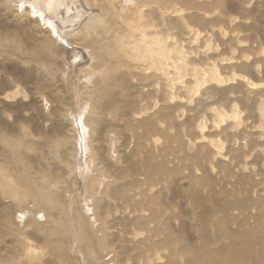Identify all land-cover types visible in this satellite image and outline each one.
<instances>
[{
	"label": "rangeland",
	"instance_id": "rangeland-1",
	"mask_svg": "<svg viewBox=\"0 0 264 264\" xmlns=\"http://www.w3.org/2000/svg\"><path fill=\"white\" fill-rule=\"evenodd\" d=\"M248 1L243 14H231V18L235 20L232 23L216 20L217 12L212 23L208 17L204 23H189L194 36L191 44L184 43V49L187 52V68H196L197 74L195 78L190 77L185 73L187 68H184L178 80L170 69L172 84H176V90L172 91L185 101L167 104L166 112H173L170 117L166 116V119L159 121L158 97L149 100L151 110L148 116L133 118L131 122H124L117 112L102 113L100 139L97 136L93 142H88H92L91 146L97 153L98 174L110 182V187L101 189L100 195L111 205L113 227L107 230L103 226L97 230L101 235L108 232L105 237L109 242L107 246L99 243L96 249L90 248L92 251L86 253L82 244L76 240L77 236L84 234L83 221L73 220V211L70 209L71 205L75 208L82 207L84 199L88 198L90 182L87 181L84 187L77 170L73 169L76 156L74 147L76 149L78 139L77 131L70 121L72 114L77 113L78 105L81 107V104L87 103L85 90L79 96H75V90L79 85L86 84V72L91 70L89 65H92V62H88L86 53L88 50L83 45H77L70 54L59 53L58 59L45 52L39 54L38 58L41 57V60L37 63L24 59L26 55H23V50H39L42 46L44 35L40 34L37 28L43 29L44 23L39 25L38 22H22L25 19L21 16L23 10L19 9L18 5L11 9L0 0V130L7 139L20 145L18 149L22 157L20 161L13 160L11 149L0 142V161L9 160L13 178L21 184V191L27 192L29 197L32 193L34 198V191H40L43 187L47 188L46 191L56 194L54 198L59 202L55 206L54 214L57 219L53 224V230L56 229L59 234L57 244L52 247L41 234L29 236L35 249L33 255L41 259L33 261V264H65V260L70 264H87L86 258H91L94 264H99L96 260L97 251L103 256L108 255L105 260L109 264H121L120 261L134 264L136 258L141 259V264H186L191 255L174 253L173 250L179 248L178 243L165 248L150 249L148 244L140 243L141 240L168 221L171 230L186 233L200 243L202 232L190 203L193 191L201 193L205 200L212 198L216 201H230L242 198V195L238 194L230 196L231 187H228L226 197L221 193L226 186L236 181V178L232 177V166L228 169L220 168L221 161L229 164V159L224 158L214 148L210 147V151L203 149L205 144H202L197 133L201 126H206V136L209 140L221 141L225 147H234L235 156L249 165L246 171L264 168V139H260L261 134L264 135V0ZM169 8L170 12L180 9L187 14L177 1L172 0ZM168 32L171 35L170 42L171 39H180V30L173 22L169 24ZM104 43L103 40L98 45L102 47ZM81 53L87 56L83 61ZM238 61L243 62L240 65L237 64ZM111 63L115 64V61ZM80 64L84 66L81 67ZM79 67L81 69H78ZM213 69L217 71L214 76L225 81L223 86L217 87L216 83L208 82L202 84L199 94L190 92L194 79L203 82ZM248 82L256 86L249 89ZM232 89L234 93L231 92ZM205 93L210 97L207 101L202 97ZM219 114L227 116L226 120L221 121ZM150 116L159 122L160 128H164L163 137L153 138L149 136L146 127L139 126L140 122ZM116 133L119 137H116ZM252 135H256L259 142L252 140ZM127 138H136L137 141L132 140L129 145H123ZM247 141L262 144L257 147V153H250L247 147L240 149V143ZM25 144L29 147L25 148ZM151 152L156 155V164L160 161L161 152H166L165 169L171 173L165 178L153 174L152 182L148 180L149 173L144 166V160ZM125 160L138 167V174H134L133 169L130 174L122 176V170L129 165L124 163ZM26 170L29 175H26ZM205 174L209 175L211 185L209 182L205 186L199 184ZM27 177L30 178L29 181ZM122 177L124 179L121 181ZM132 183H136L137 187H129ZM29 184L31 187H28ZM123 185H127L126 196L134 191L146 190L151 196L164 191L166 196L161 204L154 203L148 206L146 211L141 209L140 213H136V216L156 217L163 207L165 211L163 216L160 215V221H150L146 229L131 223L123 225L121 219L128 217H122L123 215L116 214V211L128 213L130 205L120 193L114 194L115 190L119 192ZM104 190L107 193H103ZM174 190H178L180 195L174 197ZM30 198L32 201L26 209H35L36 212L40 209L43 213L41 205ZM252 198H255V194ZM242 211L245 215L249 212L253 216L256 214L254 209L238 210L231 214L241 215ZM16 213V217L20 218L25 215ZM222 217V213H216L213 218L217 220ZM253 223L254 220L250 225L253 226ZM262 225L264 228V221ZM6 229L4 221L0 219V249L10 240L15 241L13 247L20 244L19 238L26 242L24 237L15 236L14 232ZM209 231L215 238L217 228L210 227ZM160 240V236H155L152 243L157 244ZM216 247L218 245L210 246ZM0 264H11L7 253L0 252Z\"/></svg>",
	"mask_w": 264,
	"mask_h": 264
},
{
	"label": "bare ground",
	"instance_id": "bare-ground-1",
	"mask_svg": "<svg viewBox=\"0 0 264 264\" xmlns=\"http://www.w3.org/2000/svg\"><path fill=\"white\" fill-rule=\"evenodd\" d=\"M2 1L11 9L18 5V8L23 10L21 16H24L25 19L22 22H38L39 25H41V22L44 23L43 29L37 28L38 32L44 35L43 44L39 49L42 52L40 51V53L38 49V51L32 50L29 52L23 50V55H26L24 59L37 63L41 60V57L38 58L39 54L41 55L43 52L49 53V55L51 53L52 58L58 59L59 53L70 54L77 45H83L88 50L86 52L88 62L91 61L92 65L87 62V66L89 65L91 70L86 72L88 73L85 75L87 77L86 84L79 85L75 90V96L81 95L82 91L85 90L87 103L81 104V107L78 105V111L72 114L73 118L70 124L74 125L77 131V137L76 135L75 137L78 139L75 144L76 149L74 147V150H76L74 156H76L73 169L74 171L77 170V175L81 177V183L84 187L87 185V181L90 182L88 184L89 193L88 198L84 199L82 207L75 208L71 205L70 210L73 211V220L83 221L84 234L80 237L77 236L76 240L82 244V249L86 253L91 250L90 248L96 249L99 243L107 246L109 242L105 237H107L108 232L101 235L97 230L102 229L103 226L107 230L113 227L111 224V218L113 217L111 205L104 201L100 195V190L109 188L110 182L98 174L97 153L91 146L94 138L96 139L98 136V139H100L99 127L102 122V113L117 112L124 122H131V120H134L133 118L138 119L145 115L148 116L151 110L149 100L158 97L157 104L160 106V111L157 115L159 121L166 119V116L170 117L173 112H166L168 103H185L181 97H177L175 92L172 91L173 89L176 90V84H172L170 69L175 77L180 80L183 74L182 70L187 68V52L184 49V43L191 44L194 36L193 32L190 31L189 23H204L207 17L212 23L215 12H217L216 20L232 23L235 20L231 18V14H243L249 1L174 0L181 7H184L187 14H184V11L180 9L170 12L169 6L172 0ZM31 14L36 16L32 17ZM171 22L176 24L180 30V39H171L170 42L171 35L168 30ZM182 22L184 25H182ZM103 40L105 43L100 47L98 44L102 43ZM83 55L84 53H81V61L87 57L84 55L83 58ZM113 60L115 64L111 63ZM242 62L238 61L237 64L240 63L241 65ZM81 67L78 69H81ZM214 72L217 71L215 69L210 71L209 76L203 82L194 79L190 92L199 94L202 91V84L208 82L216 83L217 87L223 86L225 81L218 76L215 77ZM185 73L195 78L197 71L196 68L191 67L187 68ZM245 81L247 80H243V82ZM255 86L256 84L250 82L247 84L249 89ZM231 92L234 93L233 89ZM202 97H204V101L210 98L207 93L202 94ZM219 116L221 121L226 120L227 116L223 114H219ZM158 123L154 117L150 116L144 122H140L139 126L146 127L149 136L153 138L163 137L165 130L160 128ZM206 128V126H201L197 133V137L202 141V144H205L202 148L209 151L211 150L210 147L214 148L224 158L229 159V164L221 161L222 165L219 167L228 169L232 166L234 172L232 177L236 178V181L230 183V186H226L221 193L226 197L228 194L227 189L231 187L230 196L238 194L242 195V198L230 201L224 199L216 201L212 198L205 200L201 193L193 191L190 203L202 232L200 243L186 233L171 230L170 224H168L170 222L165 220V216V224L154 229L152 234L143 241L141 240L140 243L148 244L150 249L165 248L178 243L179 248L174 249L173 252L191 255L186 264H264V228L262 225L264 221V168L258 171H246L249 165L235 156L234 147H225L221 141L209 140V137L206 136ZM116 135V137H119L118 133ZM255 136L252 135V140H257ZM260 139H264V135L261 134ZM88 140L92 142L89 144L90 141L88 142ZM132 140L137 141L136 138H127L123 145H129ZM0 142L9 150L11 149L13 160L20 161L22 159L21 152L18 149L20 145L7 139V136L1 130ZM63 142L66 143L65 140ZM258 142L240 143V149L247 147L250 153H257V147L262 145ZM28 147L29 145L25 144V148ZM59 153L57 148V154L59 155ZM165 157L166 152H161L160 161L156 164L154 153L151 152L146 156L144 166L149 173L148 180L150 182H152L153 174L161 175L164 178L171 174L169 170L165 169ZM25 159L23 160L25 161ZM8 161H0V219L4 221L5 227H7L6 230L14 232L15 236L24 237L26 242H22V238H19L18 242L20 244L13 247L15 241H7L0 252L7 253L11 264H33V261H41V259L33 255L35 249L29 236L41 234L52 247L53 244H57L59 234L56 229L53 230V224L57 219L54 214L55 206L59 202L54 198L57 196L56 194H52L51 191H46L47 188L42 187L40 191H34L36 194L34 198L32 193H30V197L41 205L44 212L42 213L39 208V212H36L35 209L27 210V205L32 199L27 192L21 191L22 186L13 178L14 175ZM124 163H129V165L122 170V176L127 173L130 174L133 169L134 174H138L139 169L135 164L130 163L128 160H125ZM26 175H29L27 170ZM123 179L124 177L121 178V181ZM27 180L29 181L30 178L27 177ZM209 180V175L205 174V178H202L199 184L205 186ZM28 187H31V185L29 184ZM129 187L136 188L137 184L132 183ZM126 189L127 185H123L119 192L117 190L114 192L116 195L120 193L125 197V202L130 205L128 213L122 210L116 211V214L128 217L121 219L123 225L131 223L146 229L150 221L154 219L160 221V215L163 216L165 211L163 207L156 217L136 216V213H140L141 209L146 211L148 206L154 203L161 204L166 196L164 191H160L154 196L149 195L146 190L134 191L126 196ZM103 193L107 192L104 190ZM254 194L255 198H252ZM179 195L178 190L173 191L174 197ZM24 209L27 212H24ZM251 209L256 211V214L253 213L255 216L251 215L250 212L245 215L243 211L241 215L240 213L238 215L231 214L238 210L250 211ZM16 212L25 213V215H23V218L16 217ZM216 213H222L223 217L217 220L214 219ZM253 220L254 225L251 226L250 223ZM232 226L236 228L233 229ZM210 227L217 228L215 238L212 237L209 231ZM9 231L8 234H10ZM155 236L161 237L157 244L152 243ZM211 245H218V247L210 248ZM109 246H111V243ZM97 254L96 260L99 264H109L105 260L108 255L103 256L98 251ZM61 255L63 256V254ZM136 259L134 264L142 263L140 258V260ZM120 262L121 264H129L124 261ZM86 263L94 264V260L86 258ZM65 264L70 263L65 260Z\"/></svg>",
	"mask_w": 264,
	"mask_h": 264
},
{
	"label": "snow or ice",
	"instance_id": "snow-or-ice-1",
	"mask_svg": "<svg viewBox=\"0 0 264 264\" xmlns=\"http://www.w3.org/2000/svg\"><path fill=\"white\" fill-rule=\"evenodd\" d=\"M41 219H43V217H41Z\"/></svg>",
	"mask_w": 264,
	"mask_h": 264
}]
</instances>
